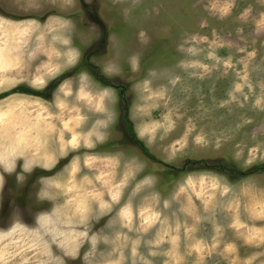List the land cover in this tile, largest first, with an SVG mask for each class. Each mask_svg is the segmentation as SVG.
I'll return each mask as SVG.
<instances>
[{
  "label": "rangeland",
  "instance_id": "obj_1",
  "mask_svg": "<svg viewBox=\"0 0 264 264\" xmlns=\"http://www.w3.org/2000/svg\"><path fill=\"white\" fill-rule=\"evenodd\" d=\"M16 87L0 264H264V0H0Z\"/></svg>",
  "mask_w": 264,
  "mask_h": 264
},
{
  "label": "trees",
  "instance_id": "obj_2",
  "mask_svg": "<svg viewBox=\"0 0 264 264\" xmlns=\"http://www.w3.org/2000/svg\"><path fill=\"white\" fill-rule=\"evenodd\" d=\"M62 76L63 75H60L58 77V80H61L63 78ZM95 76L98 78L99 74L98 73H95ZM105 85H110V86H112V87H114L116 89V95L118 97V100L120 102V108L122 110L121 121L123 122V124L125 126L124 128H125V131L127 132V134L131 138H134V134H133L131 122L128 120V117H127V112H126L127 106L125 104L124 97H123V90H124L123 87L120 86V85L111 84L110 82H107V83L105 82ZM15 91H22V92H26V93L33 94V95H39V94L43 93L42 91H37V90H34L32 88L31 89L30 88H25L23 90V89H18L16 87V88H14V89H12L10 91L1 92L0 93V98L3 97V96H5V95H7V94H9V93H11V92H15ZM143 152L144 153H147L146 151H144V149H143ZM186 163L198 164V163H205V162H203V160H191V161H188ZM215 165L217 167H219L220 169H225V167L227 166V169L232 170V171H235V173L239 174L240 176H245V175H249V174H252V173H258V172H264V162L263 163H255V164L251 165L250 167H248V168H246L244 170H241L239 168L235 169L234 167H231L229 165H225L223 163H217ZM215 165L213 163H211L209 165V167H207V163H205L202 166L205 167V168H208V169H210V168L213 169V167Z\"/></svg>",
  "mask_w": 264,
  "mask_h": 264
}]
</instances>
